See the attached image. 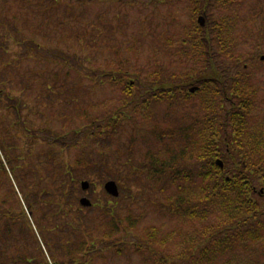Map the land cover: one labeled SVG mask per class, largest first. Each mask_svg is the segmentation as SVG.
I'll return each mask as SVG.
<instances>
[{"label": "rangeland", "instance_id": "374dc122", "mask_svg": "<svg viewBox=\"0 0 264 264\" xmlns=\"http://www.w3.org/2000/svg\"><path fill=\"white\" fill-rule=\"evenodd\" d=\"M198 16L205 20L202 27L217 24L230 30L225 42L229 40L231 51L223 59L215 48L211 51L221 84L187 95L177 92L175 100L168 89L166 99L152 98L163 92L162 86L148 82L157 76L152 63H162L160 70L167 75L178 72L179 80L204 72L197 47L173 50L194 36ZM0 19L7 26L0 28V206L4 200L6 211L18 214V209L32 228V234L28 227L22 234L19 224L12 239L4 223L1 248L42 261L41 251L50 264L54 259L62 263L67 261L64 256L82 260L87 242L96 244L110 234L104 239L107 245L91 247L92 264H264V228L259 239H240L230 231L208 238L229 223L216 214L204 220L170 214L166 206L178 192L176 185L169 183L168 174L159 183L146 171L151 159L190 148L193 152L199 132H191L189 139L172 133L197 114L223 117L231 109L229 89L235 76L250 95L248 130L262 146L257 148L260 158L253 156V146L246 154L264 164V0H239L223 8H204L194 0H0ZM166 50L177 52L181 63H172L176 59ZM58 53L70 60V68L77 71L71 75L79 84L67 76L57 81L56 74L67 70L56 59ZM124 77L136 84L137 102L115 84ZM192 83L179 87L188 93L198 85ZM7 98H17L24 107L17 113L5 108L13 105ZM119 113L127 116L117 120L111 142L93 134L91 122ZM177 166L194 169L197 162L180 159ZM107 180L116 182L118 197L104 191ZM81 181L89 182L86 190ZM179 183L188 188L199 180ZM81 197L92 205L82 207ZM151 231L157 234L148 241ZM102 245L110 250L106 256L97 248ZM66 247L76 255H66ZM204 249H210L209 262L203 261Z\"/></svg>", "mask_w": 264, "mask_h": 264}, {"label": "trees", "instance_id": "16d2710c", "mask_svg": "<svg viewBox=\"0 0 264 264\" xmlns=\"http://www.w3.org/2000/svg\"><path fill=\"white\" fill-rule=\"evenodd\" d=\"M194 1L196 4L199 2L204 8L208 4L214 6L216 5L218 8H223L230 4H235L239 0ZM6 2L7 0H5V3ZM8 20L9 18L7 21ZM262 22V28L264 29V20ZM234 25L235 24H231L230 26L235 28ZM6 27L7 26L3 23V20L0 19V28L4 31ZM195 31L196 32H194V36L188 37L189 41H183L180 46L176 48L174 47L175 49L173 48V50L177 52H187L190 46L197 47L200 51L199 56L205 60L202 65L204 72H201L196 79L190 78V80L189 78H186L185 80H179L177 77L178 72L172 71L170 75H167L165 71L160 70L162 63H152V65L154 64V66L157 67L156 69H158L157 76H151V81H147L151 83V85L163 87L161 89L163 92L158 96L157 94L151 95L152 98L159 100L166 99L164 93L167 89L170 90L169 95L174 96V100L179 96V94L187 95L185 87H179V84L181 83L192 81V84H198L197 86L199 87V90L205 89L208 86L217 88L215 83H218L217 85L221 84L222 74L218 69H216L215 63L211 58V56H213L211 51L212 48H215L219 59H223V56L227 55L226 50L231 51L232 47L230 46L229 40L227 41V44L225 42V38L228 34H230V30L226 25L218 26L217 24H212L210 27L207 25L205 27L196 26ZM212 40L215 41L216 44L213 43ZM221 49H224V53L219 52ZM173 50H166L165 52L166 54H169L167 56L170 58L173 57L176 59L172 61V63H179L180 61H177L178 56L175 55L177 52L175 53ZM55 57L59 61L60 66H64L65 69H67L63 74H56L57 81H60L61 77L67 76L75 84H79L80 80L77 82L74 78V75H71L77 71H74L70 68V60H68L67 56L65 54L58 53L55 54ZM170 65L171 64H169V66ZM164 74H166V78H163ZM80 78H83L82 74ZM45 81L47 83L50 82V80ZM115 84L120 85V89L125 97L130 99V101L133 100L137 102L136 99L139 96L136 97V90H134L136 87L133 86L136 84H132V82L125 77L120 79V81L118 80V82ZM231 84L232 85L231 89H229V95L233 98V100L230 106L231 109L228 111L225 110V114L223 116L225 117L224 119L223 117L218 118L216 116H211L210 114H207L209 116H201L197 114L191 123L180 129V132L176 134L172 133L173 137L174 135L177 136L180 133L181 136L184 135V137H186L185 139H187L188 136H191V132L196 134L199 132L201 136L200 139L205 141V143L199 139L198 142L197 140L192 142L194 146L193 152L190 148L185 149V152L177 151L173 156L168 158L151 159L149 164L146 163V171L152 176V179H156V182L158 181L159 183L160 181H163L162 177L168 174L169 183L176 185L175 187L178 190V194L176 193V195L172 196V199H169L170 203L166 206V210L170 214L178 215L179 217H181L180 215H188V217L191 219L200 220H204L211 214H216L218 218L220 217L221 220L227 221L229 223L228 228L225 230L213 231V233L208 236V238L213 237L214 234L219 235V233L224 231H230V236H238L240 239H259L262 234L261 230L264 228V209L262 208L264 204V164L262 163L263 160L257 161L253 158V156H257L259 158L261 157V154L257 152V148L262 146L258 140L259 137L249 132L246 123V116H248V113L250 112V95L239 84L238 76H235L232 79ZM151 87L152 86L149 85L148 88L151 89ZM2 92L3 91L0 88V96ZM177 92L179 94H177ZM244 97L247 98L246 101L244 100ZM7 99L9 101H13V105L9 104V106H7L4 104L5 108H12V110H15L17 113L20 106L24 107V104L22 105V103L17 100V98H13V100H10L9 98ZM227 100L231 101L230 99ZM156 101L157 100H154L153 102ZM224 103L220 105L221 108L224 107ZM143 104L145 105V102H143ZM2 105L3 103L1 102L0 97V106L3 107ZM117 116L118 114H113L106 116L98 123H96V121L91 122L90 125L95 128L93 134L97 133L101 135V138L107 140V142H111L110 139L113 140V137L115 136L114 132H116L115 128L117 126V120H121L122 117L124 118L127 115L126 113H119V116ZM98 119L99 118H96V120ZM24 123L26 122L23 120V124ZM15 124H18L17 121ZM192 135L195 136L194 134ZM14 137L17 136L15 135ZM3 143L4 141L0 137V144H2V146H4ZM105 146L106 145L103 147ZM248 146L251 148L252 146L254 147V151L252 150L253 156L251 157L246 154V148ZM0 149L2 150L1 147ZM4 154L6 155V153ZM186 158L194 159L197 162V166L194 169L179 168L177 166L179 160ZM9 160L10 158L7 159L8 166L11 167ZM217 160L223 162V167H220V165L217 163ZM258 162L261 163L257 164ZM195 179L199 180L198 185H191L188 186V188H185L183 185H181L180 188L179 182L181 180L185 182H194ZM11 191L14 192L13 189ZM3 202L4 200L0 206V230L2 229L3 224L7 223V233H10V237L14 239L16 236L14 233L17 229V226L21 224L22 228L20 229V232L22 234L24 233L22 231L27 229V227L32 234V228L28 223L29 220L27 219L26 221L25 219L27 217L23 214L20 215L18 209V214H16L15 211H11L10 209H7L6 211V208L3 207ZM29 209L32 212L30 205ZM19 215L21 216L20 219ZM156 234L157 232L151 231L147 237V240H153L156 237ZM0 235L3 236L4 232H2ZM223 236L227 238L228 234H224ZM109 237L110 234H106L105 237H102L101 240H99L96 244H105L104 239H109ZM219 242H221V240H219L218 243ZM94 243V241L91 243L87 242V249L81 257L82 260H77L76 256H72V258L68 260V258L66 259V256H64L63 259L67 261L59 263L54 259L53 264H92L90 256L92 255V249L95 248L96 245ZM84 245L85 244H83V246ZM105 245H102L101 247L97 246L98 250L102 249L101 256H106L107 252L110 251ZM136 246L139 247L138 244H136ZM215 246V248H217L216 250H218L219 244ZM148 248L147 251L150 252L151 249ZM209 250L210 249H204L201 253L202 256L204 255L203 261L205 262H209L210 260L208 257L210 252ZM68 251L71 254L76 255L74 249L71 252V250L67 248L64 251L66 252V255ZM103 252H106V254ZM22 253L23 252H20V250L19 252L10 253L9 251L0 247V264H50L46 259L45 254H42L41 251H39L38 256L40 259L43 257V259H41L42 261L36 258L34 254V256L28 254V256L24 257L21 256ZM51 257L53 256L51 255Z\"/></svg>", "mask_w": 264, "mask_h": 264}, {"label": "water", "instance_id": "95a60500", "mask_svg": "<svg viewBox=\"0 0 264 264\" xmlns=\"http://www.w3.org/2000/svg\"><path fill=\"white\" fill-rule=\"evenodd\" d=\"M198 22L199 24L202 26L204 24V18L202 16H200L198 18ZM261 59L263 60L264 59V56L261 57ZM195 88H191L190 91H194ZM217 163L220 165V167H223V162L220 161V160H217ZM81 188L83 190L87 189L89 187V183L88 181H82L81 182ZM104 189L107 193H109L110 195L112 196H118L119 192H118V188H117V185L114 181L110 180V181H107L105 184H104ZM80 204L83 205V206H90L91 205V202L89 201V199H87L86 197H82L80 198L79 200Z\"/></svg>", "mask_w": 264, "mask_h": 264}]
</instances>
